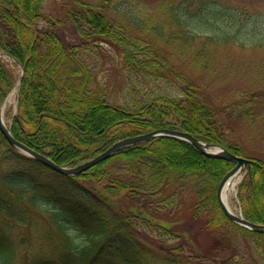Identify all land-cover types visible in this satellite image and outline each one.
<instances>
[{
  "label": "trees",
  "instance_id": "1",
  "mask_svg": "<svg viewBox=\"0 0 264 264\" xmlns=\"http://www.w3.org/2000/svg\"><path fill=\"white\" fill-rule=\"evenodd\" d=\"M177 1L185 7L183 11L173 5L174 0L161 7L174 30L183 26L191 33L179 42L184 49H188L185 44H194L196 37L206 40L207 45L221 43L212 35L186 29V25H202L207 15H237L230 8H218L216 0ZM43 2L0 0V49L24 71L18 110L10 122L17 139L58 164L70 166L119 139L161 127L181 128L244 155L240 143L227 141L217 112L200 87L184 79L169 57L156 48L155 41L144 37L150 33L168 44L179 39L175 31L168 35L165 19L150 23L143 16L127 13L115 18L110 0L99 4L79 1L67 14L77 39L73 42L56 26L58 31L53 26L38 27ZM116 11L121 13L120 8ZM220 11L224 12L217 15ZM195 13H201V18ZM136 25L141 33L134 31ZM232 38L229 35L227 40ZM91 43L99 47L110 44L117 51L125 74L124 103L110 101L106 90L93 80L85 59V52L93 53ZM204 49L207 46L200 51ZM169 73L182 80L178 94L156 84ZM13 85L14 73L0 59V104ZM252 110L249 105L243 114L249 116ZM234 165L233 161L204 155L190 142L163 136L122 147L80 174L66 175L11 147L0 132L2 262L11 264L16 257L8 228L27 224L35 214L44 212L50 226L45 228L46 240L34 249L27 248L26 264H240L241 260H234L236 247L227 230L233 227L254 235L259 246L264 234L234 223L220 207L218 185ZM238 191L244 216L264 223V159H252ZM181 210L198 220L201 230L213 234L208 248L196 246L188 238L185 246L162 243L161 239L185 236L177 228L179 220L161 216L169 211L174 217ZM142 226L154 242L141 236ZM73 235L84 236L85 242L81 244Z\"/></svg>",
  "mask_w": 264,
  "mask_h": 264
},
{
  "label": "rangeland",
  "instance_id": "2",
  "mask_svg": "<svg viewBox=\"0 0 264 264\" xmlns=\"http://www.w3.org/2000/svg\"><path fill=\"white\" fill-rule=\"evenodd\" d=\"M79 1L101 3V0H44L42 17L37 21L38 27L48 29H51L52 26L54 29L57 27L68 40L76 42L77 39L72 33L73 25L67 18V14L70 9L79 6ZM110 1L111 12L115 18L127 13L132 16H143L150 23H158L160 19L167 21L168 35L170 36V32L173 31H175L173 34H179L177 35L179 39H175L174 43L168 44L165 40L155 38L150 33L144 37H150L155 41L156 48L169 57L184 79L187 78L200 87L203 97L216 110L217 120L226 133L227 141L240 143L244 147L245 157L264 159V46L258 45L260 42L264 43V0H216L218 8H230L235 10L237 15L230 17L229 14H226L223 18L219 16L222 19L207 15L204 17L206 21L202 22V25L196 24L195 27L186 25L188 26L185 27L186 29L189 28L199 35L207 34L221 39L220 44L207 45L206 40L196 37L195 43L191 46L185 44L188 49L180 46L179 42H182L181 39L185 38L186 33L189 35L191 33L183 30V26L174 30V24L170 25L168 21L170 16L167 18L165 9L161 7L167 0ZM174 2L173 5L177 7L178 11L184 10L185 7L182 6V3L177 0ZM116 8H120L121 13L117 12ZM191 8L193 10V7ZM223 12L220 11L217 15H221ZM195 15L198 19L202 16L201 13H195ZM51 19L53 22L50 21ZM123 20L127 22L126 18ZM183 23L186 24L185 21ZM133 29L135 32L141 33V28L138 25ZM229 35L234 38L228 41ZM203 45L207 46V49L200 51ZM90 47L93 53L85 52V59L93 80L106 90L110 101L124 103L126 95L125 91L122 93V90L125 87V74L121 69L117 51L110 44L99 47L97 44L91 43ZM199 52L204 53L199 57ZM0 57L14 73V85L5 94L0 104L6 123L10 124L12 115L17 111L21 70L15 60L1 49ZM156 84L158 87L176 94L180 93L182 89V80L171 73L167 78L157 81ZM147 87L149 86L147 85ZM249 105L253 107V110L249 116H245L243 112ZM246 174V172L241 173L236 177L235 189L229 195L230 207L237 213H243L238 187ZM171 215L172 213L169 211H164L161 214L166 220H179L177 228L182 230L185 236L178 240L161 239V241H165L162 242L163 244L185 246L187 245L185 239L188 238L194 245L208 248L214 241L213 234L201 230L197 224L198 220H194L187 210H181V213L174 217ZM172 225L175 227L174 223ZM48 227L50 228L44 212L35 214L27 224H16L12 228L9 227L8 235L16 245V257L11 264H26L25 252L27 248L34 249L39 242H44L46 240L45 228ZM52 231L56 233L54 229ZM227 231L236 247L233 254L234 260H241L240 264H264L263 240L261 247L257 242L259 239L254 235H246L233 227ZM139 232L143 238L154 242L147 227H140ZM73 238L81 244L85 242L84 236L73 235ZM22 241L28 242V244L22 245ZM0 264H3L1 255ZM234 264H237V261Z\"/></svg>",
  "mask_w": 264,
  "mask_h": 264
},
{
  "label": "water",
  "instance_id": "3",
  "mask_svg": "<svg viewBox=\"0 0 264 264\" xmlns=\"http://www.w3.org/2000/svg\"><path fill=\"white\" fill-rule=\"evenodd\" d=\"M0 131L6 140L15 148H19L24 154L33 157L36 160L43 162L44 164L50 166L51 168L55 169L58 172L64 174H79L84 170L92 167L93 165L111 157L117 150L120 148L136 144L145 140H149L152 138H156L159 136H170L182 140H187L197 146L206 156L209 157H217V158H224L231 161H235V166L227 172L224 177L222 178L219 187H218V199L220 205L228 218L232 221L238 223L239 225L248 228L250 230L264 233V224L253 222L247 219L243 214L234 212L223 200V189L226 183L233 179L237 174L242 172L246 167L250 166L251 160L239 155H236L229 151L228 149L216 145L214 143H207L199 138L193 136L192 134L182 131L179 129H169V128H161L156 129L151 132H147L144 134L130 136L123 139H120L113 143L109 148L105 151L95 155L94 157L80 163L76 166H64L56 163L46 154L36 151L35 149L31 148L27 144L18 140L11 132L9 126L5 122L3 111L0 109Z\"/></svg>",
  "mask_w": 264,
  "mask_h": 264
},
{
  "label": "bare ground",
  "instance_id": "4",
  "mask_svg": "<svg viewBox=\"0 0 264 264\" xmlns=\"http://www.w3.org/2000/svg\"><path fill=\"white\" fill-rule=\"evenodd\" d=\"M237 179H231L229 180L226 185L224 186L223 189V200L225 201V203L230 207V203H229V195L231 192L234 191L235 189V184H236Z\"/></svg>",
  "mask_w": 264,
  "mask_h": 264
}]
</instances>
